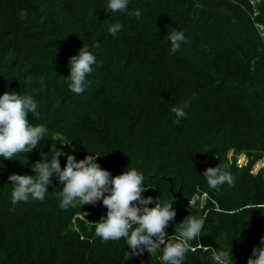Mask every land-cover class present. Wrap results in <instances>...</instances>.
Here are the masks:
<instances>
[{
	"label": "trees",
	"instance_id": "obj_1",
	"mask_svg": "<svg viewBox=\"0 0 264 264\" xmlns=\"http://www.w3.org/2000/svg\"><path fill=\"white\" fill-rule=\"evenodd\" d=\"M107 4L0 0V96L32 95L37 113L27 119L48 130L32 151L0 157V264H163L162 249L129 256L123 238L95 235L107 213L102 200L62 209L55 174L43 201L11 203L9 175H35L34 163L50 161L54 148L64 153L61 168L69 154L77 161L95 154L112 176L142 173L148 207L158 200L176 211L166 240L187 216L204 217L183 264H214L198 244L231 250L232 264H247L253 248L264 246V167L253 172L264 161V0H129L117 13ZM137 9L140 18L131 14ZM173 31L186 37L176 53ZM83 46L96 63L85 91L75 94L69 62ZM185 102L176 124L171 108ZM219 165L233 186L209 187L203 173Z\"/></svg>",
	"mask_w": 264,
	"mask_h": 264
},
{
	"label": "clouds",
	"instance_id": "obj_2",
	"mask_svg": "<svg viewBox=\"0 0 264 264\" xmlns=\"http://www.w3.org/2000/svg\"><path fill=\"white\" fill-rule=\"evenodd\" d=\"M128 3L129 0H108L107 10L110 13L124 12ZM131 14L137 18L141 16L138 9ZM21 16H26V13L22 11ZM120 29L119 23L113 24L109 27V32L115 36ZM168 36L171 52H178L181 43L186 41L185 33L173 31ZM261 36L264 38V32H261ZM92 47L98 48L99 42H94ZM95 63L96 57L84 46L78 55L70 58V74L67 78L71 92L81 94L85 91L86 76L92 72V65ZM187 106L188 102H185L182 106L171 108L176 117L174 123L179 124L180 119L186 116L184 108ZM37 107L32 95L21 96L16 92H5L0 96V157L12 160L17 154L37 148L43 140L47 128L43 125L32 126L27 119L28 113L36 115ZM50 152V161L45 156L32 166L35 175H9L8 180L13 185L11 203L14 206L29 199L43 201L55 174L63 185L57 194L59 206L67 210L70 206L75 207L77 202L82 207L95 205L102 200L107 213L106 217L95 222V235L105 242L123 238L132 250L129 256L140 255L145 251L154 256L162 249L160 258L163 264H183L186 253L196 250L190 242L200 237L205 218L187 216L178 224L175 235L166 240L165 229L174 220L176 211L172 202L161 204L157 200L154 207H148L153 204V198L142 196L147 190L142 173L128 169L112 176L96 162L98 156L95 154L79 161L69 154L65 166L61 168L59 157L64 153L55 148ZM226 168V165L206 168L203 176L209 187L218 189L225 183L234 185V177ZM261 244L264 245V237ZM198 247L204 251L211 250L214 264H232L231 250L217 251L202 244H198ZM247 264H264V246L253 248Z\"/></svg>",
	"mask_w": 264,
	"mask_h": 264
},
{
	"label": "water",
	"instance_id": "obj_3",
	"mask_svg": "<svg viewBox=\"0 0 264 264\" xmlns=\"http://www.w3.org/2000/svg\"><path fill=\"white\" fill-rule=\"evenodd\" d=\"M169 189L172 192L173 196L176 197L179 202H182L185 206L189 205V201L187 199H185L184 197H182L180 190L173 191L172 185L170 186Z\"/></svg>",
	"mask_w": 264,
	"mask_h": 264
},
{
	"label": "built area",
	"instance_id": "obj_4",
	"mask_svg": "<svg viewBox=\"0 0 264 264\" xmlns=\"http://www.w3.org/2000/svg\"><path fill=\"white\" fill-rule=\"evenodd\" d=\"M245 162V158L243 156H240L237 160L238 165H241ZM260 168V167H259ZM259 168H257L256 170L254 169L253 172H256Z\"/></svg>",
	"mask_w": 264,
	"mask_h": 264
},
{
	"label": "rangeland",
	"instance_id": "obj_5",
	"mask_svg": "<svg viewBox=\"0 0 264 264\" xmlns=\"http://www.w3.org/2000/svg\"><path fill=\"white\" fill-rule=\"evenodd\" d=\"M261 168V167H264V161H259L256 165H255V167H254V169L256 170L257 168Z\"/></svg>",
	"mask_w": 264,
	"mask_h": 264
}]
</instances>
